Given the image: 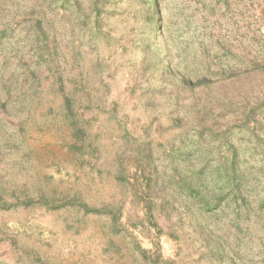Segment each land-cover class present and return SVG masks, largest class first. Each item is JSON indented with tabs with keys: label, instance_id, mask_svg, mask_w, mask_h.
<instances>
[{
	"label": "rangeland",
	"instance_id": "374dc122",
	"mask_svg": "<svg viewBox=\"0 0 264 264\" xmlns=\"http://www.w3.org/2000/svg\"><path fill=\"white\" fill-rule=\"evenodd\" d=\"M72 1L0 0V264H264V213L240 233L213 217L215 259L198 201L161 187L233 149L264 185V0H158L162 22L146 0Z\"/></svg>",
	"mask_w": 264,
	"mask_h": 264
},
{
	"label": "trees",
	"instance_id": "16d2710c",
	"mask_svg": "<svg viewBox=\"0 0 264 264\" xmlns=\"http://www.w3.org/2000/svg\"><path fill=\"white\" fill-rule=\"evenodd\" d=\"M64 1L65 4L68 2V0ZM96 1L97 0H93V2H91V5L94 6L93 10L96 12L95 14L99 16L100 13L96 10L97 8H95L97 3ZM78 2L79 0L72 1L73 4H77ZM145 5L146 20L153 21V19L156 18V14L157 18L155 20L162 22V15H160L159 13L160 2H158V0H154V7L156 9L154 15L152 14L150 0H146ZM62 6L65 9V5ZM98 16L94 17V19ZM95 22L96 21L94 20L93 26L94 24H96ZM86 23L87 19L83 21V24ZM35 24L37 27H39L40 21L38 19H35ZM4 32V29L0 30V40H3L5 38ZM224 62L218 60L217 64L220 66V68L225 70L226 73L230 72L231 68L227 65L230 60ZM255 67L256 66L254 65V69ZM257 70H260L262 71V73H264V66ZM214 76H216V78L211 80L209 79V77H206V75H198L197 80L195 82H192L183 77L182 74H180L179 79L183 84L189 85L190 87H209L211 85H222L223 83L230 82L237 75L231 73L230 75L226 76L214 73ZM64 100L66 103H63V106L69 113H71V101L68 99V97ZM1 108L5 110L7 106L3 104L1 105ZM248 111L243 115L244 118L250 119L255 116L254 108L249 112ZM2 112L5 113L6 110L5 112L2 110ZM77 131H79V129L75 130L74 132ZM233 151L231 152V156L229 158L224 157V159H222L226 165L223 164L222 167H216L208 170L200 169L196 173H190V177L185 178L186 180H184V178L181 177L180 174L176 171H173V173L170 175H167L166 171L163 172L164 178L162 180L161 187L162 191L167 190V193L165 192L167 197L174 198V200H176L180 197L183 198L186 194V196L192 198V200H196V202L198 201V204L196 205L192 204L194 202L191 201L190 203V201H187V199L185 200L183 198V200L185 201L184 209L189 210L191 208H194L193 213H191V217L192 219H194L195 226L198 229L197 233L205 244L204 247H206V251L209 252L208 257H213L215 259H223L225 254L223 255V253L220 252H223L222 250L225 251V249L222 245L223 243L221 242V240L215 235L216 232L214 231L216 229L213 230V225L211 224V219L213 217H218L219 215H223L224 213H226L229 223H232V229L240 233L245 227L249 230V227L247 225L253 217L256 221H259V219H261L260 215L264 213V200L261 198L256 199L251 187H247V184L249 185V183L254 181L258 186H264L260 184L263 182L261 179L262 173L261 171H259V176H256L255 173L250 171L246 172L245 170L240 168L238 166V155L235 151ZM142 179H144L145 187L147 186L148 188H150L151 185L155 187L158 184L155 180H149L148 177ZM39 199L47 200L46 196L44 195H39ZM28 202L32 203L33 201L28 200ZM28 202L26 203L25 201L24 204H28ZM245 224L246 226L243 227V225ZM204 228L206 231H204ZM233 247L235 248L237 246ZM235 252L233 250H228L229 255H227L226 257L230 262H234L235 259H238L236 249ZM243 264L245 263L243 262Z\"/></svg>",
	"mask_w": 264,
	"mask_h": 264
}]
</instances>
